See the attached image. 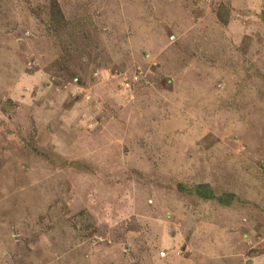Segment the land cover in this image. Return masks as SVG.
I'll return each mask as SVG.
<instances>
[{
  "label": "rangeland",
  "instance_id": "obj_1",
  "mask_svg": "<svg viewBox=\"0 0 264 264\" xmlns=\"http://www.w3.org/2000/svg\"><path fill=\"white\" fill-rule=\"evenodd\" d=\"M0 264H264V0H0Z\"/></svg>",
  "mask_w": 264,
  "mask_h": 264
},
{
  "label": "trees",
  "instance_id": "obj_2",
  "mask_svg": "<svg viewBox=\"0 0 264 264\" xmlns=\"http://www.w3.org/2000/svg\"><path fill=\"white\" fill-rule=\"evenodd\" d=\"M180 193L195 196L203 201H214L220 206H229L235 199L233 193H222L217 195L207 184H199L194 187L183 186L181 183L177 185Z\"/></svg>",
  "mask_w": 264,
  "mask_h": 264
}]
</instances>
